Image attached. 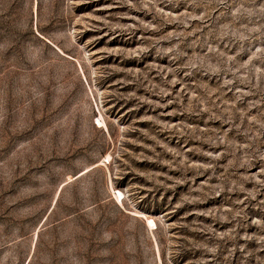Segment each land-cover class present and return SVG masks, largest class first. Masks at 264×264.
Masks as SVG:
<instances>
[{"label": "rangeland", "instance_id": "obj_1", "mask_svg": "<svg viewBox=\"0 0 264 264\" xmlns=\"http://www.w3.org/2000/svg\"><path fill=\"white\" fill-rule=\"evenodd\" d=\"M0 264H264V0H0Z\"/></svg>", "mask_w": 264, "mask_h": 264}, {"label": "bare ground", "instance_id": "obj_2", "mask_svg": "<svg viewBox=\"0 0 264 264\" xmlns=\"http://www.w3.org/2000/svg\"><path fill=\"white\" fill-rule=\"evenodd\" d=\"M152 223H153V221H152V220H150V221H149V225H150V224H152Z\"/></svg>", "mask_w": 264, "mask_h": 264}]
</instances>
